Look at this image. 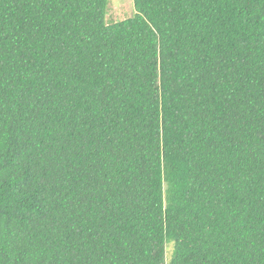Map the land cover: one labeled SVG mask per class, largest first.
<instances>
[{"label":"trees","instance_id":"trees-1","mask_svg":"<svg viewBox=\"0 0 264 264\" xmlns=\"http://www.w3.org/2000/svg\"><path fill=\"white\" fill-rule=\"evenodd\" d=\"M111 1L0 0V264H264V0Z\"/></svg>","mask_w":264,"mask_h":264},{"label":"rangeland","instance_id":"rangeland-1","mask_svg":"<svg viewBox=\"0 0 264 264\" xmlns=\"http://www.w3.org/2000/svg\"><path fill=\"white\" fill-rule=\"evenodd\" d=\"M107 17L115 21L125 19L130 14L131 0H112ZM168 254L167 256H169Z\"/></svg>","mask_w":264,"mask_h":264}]
</instances>
